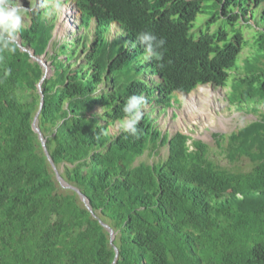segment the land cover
<instances>
[{
	"label": "trees",
	"instance_id": "trees-1",
	"mask_svg": "<svg viewBox=\"0 0 264 264\" xmlns=\"http://www.w3.org/2000/svg\"><path fill=\"white\" fill-rule=\"evenodd\" d=\"M76 1L85 21L124 17L133 31L150 30L163 38V59L141 62L136 58L144 50L113 57L115 48L105 45L106 58L103 49L86 50L78 39L68 61L83 63L58 68L56 62L54 74L41 85L38 127L46 149L95 218L74 191L59 187L32 131L41 68L18 48L0 50V264H264V116L220 145L230 164L249 160L247 171L218 165L205 144L189 146L185 135L168 140L148 115L136 137L107 134L123 118L127 97L148 91L146 82L132 77L133 64L177 78L173 82L181 84L166 81V93L188 91L194 82L223 84L244 47L251 44L255 53H264V33L250 43L238 29L229 37L222 24L212 33L199 30L197 37L194 22L209 0ZM261 5L264 16V0H214L209 21L221 9L227 23L238 24L251 6ZM238 7L241 13H234ZM40 13H32L30 27L20 32L23 46L36 55L44 52L52 29ZM244 69L233 85V100L264 105V59L258 65L245 61ZM102 75L108 89L95 94L90 83ZM96 106L103 112L90 114ZM162 145H167L164 160L134 165ZM99 220L113 230L112 245Z\"/></svg>",
	"mask_w": 264,
	"mask_h": 264
},
{
	"label": "clouds",
	"instance_id": "clouds-1",
	"mask_svg": "<svg viewBox=\"0 0 264 264\" xmlns=\"http://www.w3.org/2000/svg\"><path fill=\"white\" fill-rule=\"evenodd\" d=\"M52 1L63 2V4L60 5V15H59L61 26L63 29V30H60V35L72 28L73 20H72V18L70 19V17H72V16H70V10H72L76 13L79 12L78 15H80V16H76L77 18L79 17V23H78V25H76L75 30L77 32L83 31V33L81 34V36L79 38H76L73 33H70L71 34V36H70L71 41L63 43L61 46L58 47L55 54L50 56L51 63L49 61V63L47 64L49 66V73H47V74H49V76L44 78L43 81L50 78L51 74L52 75L54 74V71L56 68L55 67L56 62L58 64V66H57L58 68L61 66H64V65L65 66L71 65L72 63H73V67L76 68L81 63H83V61L81 59H76V58H74V60L71 59L68 61V56L70 55L69 49L75 44V42L78 39L82 40V44L86 50H90V51L96 52V53H99L105 45H108L110 47L115 48V52H113V54H114L113 57H115L117 54L122 55V56H124V55L130 56L135 51L144 50L145 55L136 58V59L140 60L141 62H144L145 60H148L151 58H155L157 60L163 59V55H164L163 46L165 44V40L163 38H158L157 35L154 34L150 30H145V31H141V32L133 31L128 26L129 23L127 22V20L124 17L121 20L120 18L115 17V16L106 17L105 15H103L105 18L94 17V18H91L89 21H85V20H83V17H82L83 16L82 10L78 7V3L76 0H31V1L24 0V6H23V4L20 3V0H0V50H8V51L14 53L18 48L20 51L28 54L30 61L35 62L41 68V71H42L41 78L44 74V71H46V67H45L46 57L47 56L49 57L48 50H49V47L51 45V41L53 40V37H54V35H53V28L54 27L52 25V29L50 32V39L46 45L44 52L41 55H36L34 50L31 49L29 46H23L20 32H21V30L30 27L31 22H32L31 21L32 13L39 14L40 12L44 11V10H42L44 8L41 9L42 11L40 10V7L42 6V4L50 3ZM70 2H73L74 4L69 5ZM65 5L66 6L68 5V7H66ZM64 6H65V8H64ZM46 8L49 10V7H46ZM254 8L255 7L251 6V10ZM236 10L237 9L235 8L234 13H241V12H237ZM199 14H201V13H199ZM199 14H197V15H199ZM25 15H28V17H29V24L27 25V27L23 28L22 20H23ZM244 15H246V14H244ZM219 18L222 19V21H223L222 23H224V22L227 23L226 22L227 15H222L221 9H219V15L214 17L213 21H209V19H210V17H209L206 20H203L202 22H200V23L205 24V25L208 23L206 25L205 29H200V30H202V31L207 30L209 33L214 32L215 30L210 32L208 28L212 23L216 22V20ZM242 18H243V15L239 17V23L240 22L246 23L249 19H251V16L248 15V20H243ZM48 20L49 19H47L46 21L48 22ZM91 22L95 23V32H94L95 38H94V40H90L88 37V32L90 29ZM230 24H231V22L227 23V25H229L231 27V30L234 28L235 25H237V23H232L231 25ZM220 25H222V24H220ZM220 25H218L215 29L217 30ZM112 26H114L116 28V31L114 30V31L110 32L111 37L109 38L110 39L109 40V39L105 38V35L109 32V28ZM197 26L198 25L194 24V28H193L192 32H195V29L197 28ZM197 30H199V29H197ZM231 30H230V36L232 34ZM238 30H240V29H238ZM85 32L87 34H85ZM131 33L133 35H131ZM241 33H242V31H241ZM54 34H55V29H54ZM242 35H243V33H242ZM196 36L198 37L197 33H196ZM243 39H244V36H243ZM244 40H246V39H244ZM125 42L128 43V46L125 44ZM64 45L66 47L64 48L63 53H60L59 49ZM246 47H244V48H246ZM81 50L82 49L80 48V53H81ZM103 50L107 53V55H106V58H107L108 48L103 49ZM248 50L250 51V57L247 58V60H245V61H250L252 64H255V65H258L261 61H263L264 53L257 54V52L255 53V51L252 48H248ZM240 54H239L236 62L229 69L226 70V78H225L223 84H217L214 82H204V83L195 84V82H194V87L188 91L172 90V91H170V93H166L164 91V85H166V81L168 80V78L164 74H162L161 72L150 73V72H148L142 68L147 73L148 79H147V81L144 79H140V80H143L144 82H146V85L148 87V91L146 93H143V94L136 93L134 95L128 96L124 105H123V108H122V112L124 113L123 118L118 120V121H115L114 123L118 122L119 127L122 130V132L128 133L133 137H136L139 135L140 129L138 128V124H139V122H141L143 115H148L150 117V121L152 122V125H154L156 127V124H155L156 120H154V118L150 114L143 112V109L145 107H149L153 104H156L158 106H165L168 109H174V106L171 108V102H172L173 96H177V95H175V93H182V94L187 95L191 91H193L194 89H196L197 87H200V86L206 87V86L212 85V86H216V87H220V88L227 86L229 79L230 78L232 79L231 72L235 71V69L237 67ZM55 56L57 57V60L54 62L53 58ZM61 57H64V58H61ZM210 58H211V61L213 63L219 62L221 64L219 59H215L213 57H210ZM244 65H245V62L243 63L244 74L240 77H234L233 78L234 81L231 82L229 85L230 92H229V95L227 97V100L231 104H233V106L235 108H240L241 105L243 107V104H240L239 102H235L233 100L232 94H233V85L235 83L241 81L242 78L245 76ZM133 66H134L133 68H136V69L140 68V67L138 68L134 64H133ZM131 72L133 73L132 70H131ZM41 78H40V80H41ZM175 79H177V78L171 77L168 81L171 83H175V84H181V83L173 82ZM104 80H105V77H103V75H102L100 82L95 80V79H92L90 85L95 87V89H96L95 94L100 93V92L108 89V86L105 84ZM43 81H42V83H43ZM42 83L40 84V88H38L39 82L37 84V91H38V94L40 96V105H39V108L37 110L38 115H39V112H40V109L42 106V102H43V92H42V88H41ZM195 102H196V98L190 97V96L187 98V105L185 106V110L187 113L194 110ZM96 107L102 108L101 106H96ZM96 107H94V108H96ZM244 107H252V106H244ZM102 112H103V108H102V111L100 113H97V114H101ZM92 113H95V112H93V110H92L90 112V114H92ZM35 115H34V117H35ZM34 117H33V119H34ZM258 120H260V119H258ZM254 121H256V120H254ZM32 123H33V120H32ZM114 123H112L108 127L107 134L115 137V136L122 134V132H117L113 135L110 134V128L112 126H114L113 125ZM99 124L103 125L102 122H100ZM36 126L38 127V117L36 120ZM31 127H32V124H31ZM156 129H157V127H156ZM38 130L40 131L39 127H38ZM32 131H33V129H32ZM236 131H233V132H236ZM40 134H42L41 131H40ZM176 134H178V133H176ZM176 134H174V135H176ZM179 134L185 135L187 137V143L188 142H191V143L195 142V141H192V139L188 135L182 134V133H179ZM229 135H218L217 136L220 140V145H222V147H223V145H226V140L229 138ZM36 136L38 139L37 134H36ZM42 136L44 138V145L46 148V137H44L43 134H42ZM161 136H163L162 133H161ZM164 136H166V135H164ZM173 136H171V137H173ZM171 137H168V140ZM38 141H39V139H38ZM222 141H224L225 143H223ZM206 146L208 148V145H206ZM42 151H43V147H42ZM46 151H47V149H46ZM43 154H44V151H43ZM48 155H49V153H48ZM49 157H50V155H49ZM46 160H47V158H46ZM47 162H48V160H47ZM135 162H134V164H135ZM53 164H54V162H53ZM50 167H51V165H50ZM51 169H52V167H51ZM56 169L58 170L59 175H60L61 169L59 170L57 167H56ZM52 171H53V169H52ZM64 182L69 184L65 180H64ZM58 185H59V183H58ZM69 185L73 186L72 184H69ZM59 187H60V185H59ZM73 187H75V186H73ZM60 188H62V187H60ZM62 189H68V188H62ZM68 190H70V189H68ZM83 206H84V204H83ZM95 218H96V216H95ZM113 234H114V232H113ZM113 240H114V238H113ZM109 243H110V237H109ZM112 244H113V241H112ZM114 248H116V247H114ZM115 255H116V251H115ZM117 257H118V251H117L116 258H114V261L117 259Z\"/></svg>",
	"mask_w": 264,
	"mask_h": 264
},
{
	"label": "rangeland",
	"instance_id": "rangeland-1",
	"mask_svg": "<svg viewBox=\"0 0 264 264\" xmlns=\"http://www.w3.org/2000/svg\"><path fill=\"white\" fill-rule=\"evenodd\" d=\"M24 6V0H20ZM31 1V0H29ZM213 2L214 0H209L203 3L205 6L202 14L197 15L195 20V25H198L195 29V32L199 36V30L205 29L206 25L202 24L203 20H206L211 16L213 12ZM59 4V5H58ZM63 2L52 1L50 3H44L40 7L42 11L40 14L42 18L49 19L48 22L53 25V40L48 50L49 57H46V64L51 63L50 56L55 54L56 50L63 43L71 41L70 33H73L76 38H79L83 31L77 32L76 25L79 23V17L72 18L73 25L70 30H67L65 33L60 34L59 30H63L60 22V5ZM73 2H70L69 5H73ZM66 6V5H65ZM64 6V8H65ZM49 7V10L46 8ZM68 7V5L66 6ZM263 6L254 8L251 11L247 12L246 15H243V20H248V14L251 16L246 23L240 22L234 26L235 29H240L243 33L244 39L252 43L253 38L258 36L261 33H264V16L262 15ZM241 12L239 7L236 10ZM222 19L219 18L216 22L212 23L209 26V31L212 32L216 30L215 28L223 24L225 29L228 30L230 36L231 27L227 23H222ZM23 28L27 27L29 24V17L25 15L22 20ZM55 29V34H54ZM199 29V30H197ZM116 31L114 26L109 28V32L105 35L106 39L111 37V31ZM95 32V23L91 22L90 29L88 32V37L90 40H94ZM68 33V34H67ZM85 34H87L85 32ZM110 40V39H109ZM128 46V43L125 42ZM248 48L255 47L249 44L244 48L240 54L239 61L235 71L231 72L232 79L230 78L227 86L220 88L216 86H200L191 91L189 94L175 93L177 96H173L171 102V108L174 106V109H168L165 106H158L153 104L149 107H145L143 112L150 114L154 120L157 129L168 137L173 136L176 133H182L188 135L192 141H200L203 144L208 145V154L214 161L221 166L230 167L229 169L233 171H247L250 169V161L246 158H241L234 163L230 164L226 156L225 149H221L220 140L217 137L218 135H229L233 131H236L244 126L248 125L254 120L260 119L264 116V105L258 107H242L235 108L231 104L227 97L230 92L229 85L234 81V77H240L244 74L243 63L247 58L250 57V51ZM256 50V49H255ZM64 58V57H61ZM133 78L144 79L147 81V73L142 69H136L132 67ZM52 76V74L50 75ZM194 93V94H193ZM193 94V95H191ZM196 98L195 108L189 113L186 112L185 106L187 105L188 97ZM209 101V102H208ZM176 105V106H175ZM102 108L96 107L93 109V112L100 113ZM110 128V134L113 135L117 132H122L119 127L118 122L113 124ZM173 128V129H172ZM190 145L191 142H188ZM225 147V145H223ZM167 156V145L158 146L155 151L148 150L144 155L138 158L134 165H137L140 162L152 164L161 160H164ZM61 169V168H60ZM55 176V174H54Z\"/></svg>",
	"mask_w": 264,
	"mask_h": 264
},
{
	"label": "water",
	"instance_id": "water-1",
	"mask_svg": "<svg viewBox=\"0 0 264 264\" xmlns=\"http://www.w3.org/2000/svg\"><path fill=\"white\" fill-rule=\"evenodd\" d=\"M48 76H49V74H47V70L44 71V74H43L41 80L39 81L38 88H40V84L42 83L43 79L46 78V77H48ZM41 101H42V100H41ZM37 117H38V112L36 113V115H35V117H34V119H33L32 129H33V131L38 135V139H39V141H40V143H41V146L43 147L44 154H45V156H46V158H47L49 164L51 165V167H52V169H53V171H54V173H55V177H56L57 182L59 183L60 187H62V188H68V189L74 191V192L78 195V197H79L80 201L82 202V204H84V207H85L90 213H92V211H91V209H90V207H89L88 201H87L86 198L81 194V192H80L77 188H75V187H73V186H71V185L65 183L64 180H63V179L61 178V176L59 175L58 170L56 169L55 165L53 164L51 158H50L49 155H48V152L46 151V148H45V145H44V138H43L42 134H40V131L38 130V127L36 126V120H37ZM92 216H94L93 213H92ZM94 217H95V216H94ZM99 223H100V224H101V225H102V226L108 231V233H109V237H110V244H112V241H113V238H114L113 230H112L107 224L103 223V222L100 221V220H99ZM114 250L116 251V255H117V250H116V248H114ZM116 255H115V258H116Z\"/></svg>",
	"mask_w": 264,
	"mask_h": 264
},
{
	"label": "bare ground",
	"instance_id": "bare-ground-1",
	"mask_svg": "<svg viewBox=\"0 0 264 264\" xmlns=\"http://www.w3.org/2000/svg\"><path fill=\"white\" fill-rule=\"evenodd\" d=\"M20 3L22 4L21 1H20ZM37 4H38V3H37ZM78 14H79V12L76 13V12L70 10V16H72V17H70V19H71V18H74V17H76V16H80V15H78ZM218 28H219V27H218ZM59 32H60V30H59ZM59 35H60V34H59ZM45 67H46L47 73H49V66L46 64ZM151 73H152V72H151ZM192 95H193V94H192ZM172 129H173V128H172Z\"/></svg>",
	"mask_w": 264,
	"mask_h": 264
}]
</instances>
